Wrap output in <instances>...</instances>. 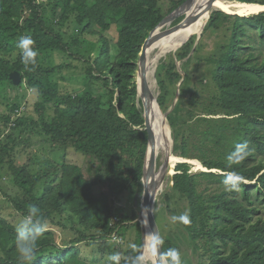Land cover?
<instances>
[{
	"label": "trees",
	"instance_id": "1",
	"mask_svg": "<svg viewBox=\"0 0 264 264\" xmlns=\"http://www.w3.org/2000/svg\"><path fill=\"white\" fill-rule=\"evenodd\" d=\"M185 1L177 0L172 9L164 12L160 0H56L55 10L62 13L60 24L74 15L75 29L99 34L98 55L87 59L86 89L82 93H63L60 79L56 78L62 66L42 65L41 55L49 51L70 52L74 45L65 42L47 24L42 16L45 6L38 0H0V83L14 84L10 74L20 72V86L25 82L26 89L38 92L40 97L36 112L41 121L31 122L59 149L94 155L110 187V192L96 194V182L74 163L58 165L46 159L38 169L29 161L20 165L11 154L15 152L14 144H1L0 166L8 164L13 184L19 190V197L8 196L17 212L25 217L27 206L36 205L45 223L65 215L80 232L71 246L64 247L47 230L37 241L33 264H96L81 255L78 243L111 237L122 246L125 241L112 235L123 236L125 229L141 226L139 221L135 222V212L129 217L126 211L121 212V204L116 210L112 203L115 194L127 189L135 194L143 184L148 129L144 110L136 102L138 84L134 79L149 34ZM237 1L264 5V0ZM231 20L227 51L208 60L214 64L213 76L220 92L215 98L220 107L217 110L225 116L207 117L222 112L205 106L200 114L206 115H197L195 119L194 125L197 122L200 128L193 129L198 135L196 142L191 144L185 131L175 139L178 156L197 159L207 170L193 171L189 162H178L172 176L173 193H167L165 201L173 216L187 215L189 222H179L181 231L176 238L195 255L202 251L207 257L205 264H264V11L243 16L217 9L205 28L221 29ZM113 24L118 33L114 43L105 34ZM254 30L261 41L259 53L255 50ZM23 35H30L34 41L38 53L34 67L26 68L21 62L16 44ZM194 35L175 53L181 60L189 57L190 62L198 55L199 44L194 46ZM247 49L254 50L248 58ZM168 70L172 84L184 77L174 60ZM187 79L185 75L183 82ZM161 83L166 86V81ZM103 88L107 89L104 96ZM22 96L12 104L11 112L0 114L2 124L14 122L9 140H14V131L22 132L20 129L30 121L25 115L12 118L22 104ZM159 101L165 110L167 105L162 98ZM52 109L53 115L46 119ZM168 119L172 124L170 115ZM244 142L248 145L246 156L240 164L229 166L228 154L237 143ZM229 172L243 177L238 191L225 188L223 181ZM16 226L0 216V264H23L16 249ZM141 229L140 247L128 252V259L120 256L121 264H127L134 252L141 251ZM165 241L163 250L167 251L172 245L170 240Z\"/></svg>",
	"mask_w": 264,
	"mask_h": 264
},
{
	"label": "rangeland",
	"instance_id": "2",
	"mask_svg": "<svg viewBox=\"0 0 264 264\" xmlns=\"http://www.w3.org/2000/svg\"><path fill=\"white\" fill-rule=\"evenodd\" d=\"M55 1L56 0H38L39 3L44 4L45 6V13H42V16L49 26H52L59 34L62 35L65 42L72 43L74 46L70 49V52H43L41 55V64L49 67H55L58 65L62 66L57 70L56 78L58 77L60 79V88L63 93H82L86 89L87 83L89 82L88 75L86 74L87 59L98 55L97 39L99 34H91L89 32L85 33L82 32V30H78V28L75 29L74 15H71V18L64 24H60V14L62 13L59 10H55ZM176 1L177 0H160L161 9L164 12H168L174 7ZM214 11H216V9L212 10L210 17ZM185 18V13L179 15L172 22H169V26L162 29V32L175 28V26H178ZM232 22L233 21L231 20L221 29L204 28L201 36L199 38L196 36L194 39V46L199 44V52L194 60L187 62L189 57L183 60H181L180 57H177L175 53H179L181 50L180 48L182 47L181 46L179 48L180 50L178 49L179 51L173 50L172 52H168L164 55L156 68L153 69L154 71H152L150 78L153 82V91L156 96L155 101L157 100L156 103H158L157 105L160 106L162 111L164 109L161 107L159 100L162 98L163 103L167 105V108L163 112L167 113V121L171 126L173 138L172 153L175 155H178L174 150L175 139L176 137H180L184 134V131L185 135L189 137L191 144L198 139V135L193 130L198 127V123L196 122L195 125L194 123L197 115H206L200 114L201 112H204L205 106H211L213 110L216 111H218L217 108H220L215 99L220 92L213 76L214 64L210 63L208 60L221 54L223 51H227L226 48L232 35ZM96 30H98V28ZM253 32H255L254 34L257 36V45L255 50L259 53L262 49L259 44V42L261 43L260 37L256 30ZM105 34L114 43L118 38L115 24H113L112 28ZM245 40H248V38H245ZM188 41L189 40H187V42ZM251 51L254 50L247 49L245 53L247 58L249 57L248 54ZM115 54L116 52L114 50L112 56L114 57ZM259 58H261V55ZM173 60L177 64V70H179L184 77L185 75L188 76L185 83L183 82L184 77H182L178 84H172L168 81V72H170L168 68ZM134 80H139L138 72ZM161 81H166L165 87L161 86ZM106 91L107 89L105 88L101 90L103 96ZM21 96L23 98L22 104L16 108L12 114V118L16 119L21 115H25L30 121H28L27 124L20 129L22 132L14 131V140L7 139V136L13 131L12 125H14V122L9 124H2L0 122V145L6 142L9 146L14 144L15 152L11 154L15 157V161L20 165L29 161L31 162V166L35 169H38V167H40L46 159H50L58 165L65 162L78 164L82 167L84 175L96 182V194L110 192V187L105 179L104 172H102L103 167L94 155L84 154L72 149H59L53 144L47 135L43 134L41 129L36 126V124L31 122V119H35L38 122L41 121L39 114L36 112V103L40 101V97L38 92L35 93V91L30 88L26 89L25 82H23L22 86L9 82L0 83V114H8V112H11L12 104L19 101ZM136 102L138 106L140 108L142 107L144 110V103L139 94ZM53 112L54 109L48 110L45 118L48 119L51 117ZM168 115L172 117V124L168 119ZM206 116L222 117L225 115L222 112L218 115ZM190 127L193 128L191 129ZM198 129L200 128L198 127ZM3 140L6 141L3 142ZM190 147H192V145ZM165 159V155L157 158L155 169H157L158 172L162 169ZM178 162L175 163L172 168L170 167L168 169L164 180L161 182L160 188L153 199V210L157 216L156 221L159 226L160 236L163 238L164 243L166 242L165 240H170L172 245L171 248H176L180 251L183 264H205L204 261L207 260V257L202 251H197L195 255L191 248H187V244L185 242L180 240L178 241L176 238V234L181 231V226L178 221H173L172 217L174 216L167 205V201H165V195L167 193H173L172 176L176 172L175 167ZM190 164L193 171L207 170L206 168H201V166L197 163ZM10 195L12 197H19V190L13 184L12 174L9 171L8 164H5L0 166V216L5 217L10 222L18 225L24 217L17 212L14 205L9 201L8 196L11 197ZM143 195L144 182L142 184V189L135 194L132 193L130 189H127L126 191L119 194L117 193L112 197L114 208L116 210L120 209H117V206L121 204L122 208L120 210H123L121 212H127L129 217H131L132 212H135L138 215L135 222L139 221L141 226L139 227V225H134L129 229H125L122 234L123 236L118 235L117 233L113 234V236H116L119 241H125L122 246L121 244L117 245L114 239L110 237H99L98 240L92 239L78 243L77 246L84 258L89 259L96 264H105L106 261L109 260V257L114 253H118L123 258L128 259V252L132 251L135 246L140 247L141 241L138 236H140L139 232L142 228V224L139 215L142 209ZM50 220L46 223L47 230H51L55 234L56 242L59 245H64V247L67 245L71 246L70 244L73 242V239H76L75 237L80 235V232L76 231L75 228L72 227V224L65 218V215H59L53 220Z\"/></svg>",
	"mask_w": 264,
	"mask_h": 264
},
{
	"label": "bare ground",
	"instance_id": "3",
	"mask_svg": "<svg viewBox=\"0 0 264 264\" xmlns=\"http://www.w3.org/2000/svg\"><path fill=\"white\" fill-rule=\"evenodd\" d=\"M207 1L208 0H192L189 8H187V10H185L184 12L186 14V18L183 19L182 21V24L184 23L187 24L175 27L173 29H169L166 32H162V29L169 26L170 23L167 22L163 26H161L156 32V38L153 41L149 52V56L147 59L146 80L149 90V101H148L150 108L149 115H151L153 129L155 131V149H154L155 168H156L157 158L162 155H165L167 157V155L171 153L170 155L171 168L175 165V163H177L178 161L186 160V158H183L181 156L172 153L173 138L171 133V126L168 123L167 118L164 116L161 108L159 107V105H157L155 101L156 96L153 91V85H152L153 82L150 78L152 71H154L153 69L156 68V66L158 65V63L160 62V60L164 55H166L168 52H172L173 50H178L181 46L183 47L184 44L187 42L188 38H190L192 35L195 34L199 38L207 24V21L210 17L212 10L220 9L228 13H233L243 16L252 15L264 11V5L259 3H247L236 0L235 1L216 0L212 5L206 6ZM193 18H196V20L193 23H191V20ZM139 81H141L140 78ZM190 161H192L193 163H197L199 166H201V168H205L202 165V163L196 159H191ZM157 176H159V174H157ZM145 217L147 218L146 211H145ZM151 233H153V231L150 229L147 223V238H146L147 242L143 250L145 254H148L149 252L152 251ZM150 264H157V261L155 260L154 256L151 257Z\"/></svg>",
	"mask_w": 264,
	"mask_h": 264
},
{
	"label": "clouds",
	"instance_id": "4",
	"mask_svg": "<svg viewBox=\"0 0 264 264\" xmlns=\"http://www.w3.org/2000/svg\"><path fill=\"white\" fill-rule=\"evenodd\" d=\"M33 45L34 41L30 35L21 36L16 44V47L20 50L21 62L26 68L34 67L37 63L38 53ZM247 150L248 145L246 142L237 143L234 150L227 156L229 166L240 164L246 156ZM186 160L191 159L186 158ZM242 182L243 177L236 172L227 173L223 181L227 191H238ZM27 208V215L16 226V249L23 264H33L36 259L37 241L47 231V227L38 206L28 205ZM172 219L183 224L189 222L186 214L174 216ZM151 235L152 251L148 254H145L143 250L134 252L129 257L127 264H150V259L153 256L157 264H183L181 253L178 249L168 248L167 251H164V240L159 233L153 232ZM109 264H121L120 255L118 253L112 254L109 257Z\"/></svg>",
	"mask_w": 264,
	"mask_h": 264
},
{
	"label": "water",
	"instance_id": "5",
	"mask_svg": "<svg viewBox=\"0 0 264 264\" xmlns=\"http://www.w3.org/2000/svg\"><path fill=\"white\" fill-rule=\"evenodd\" d=\"M216 0H208L206 3V6L212 5ZM192 0H186L181 6H179L175 11L168 14L149 34L148 38L145 41V44L142 48V51L140 53L139 58V70H138V76L141 79V81L137 80L138 83V94L140 98H142L144 103V116H145V123L147 125L148 129V144H147V150L145 155V162L143 167V182H144V195L142 200V209L140 212V220L142 224V233H143V244H142V250H144V247L146 245V238H147V223L150 227V229L153 232L159 233V226L155 218V213L153 210V199L156 196L161 182L164 180L168 169L170 167V154L167 155L165 162L162 166V169L159 172H156V169L154 167V149H155V131L153 129V123L151 115H149L150 108H149V90L147 86V80H146V74H147V59L149 56V52L152 46L153 41L156 38V32L158 29L163 26L167 22H172L175 18H177L179 15L184 14L185 10L189 8L191 5ZM224 11V10H222ZM225 12V11H224ZM228 13V12H226ZM233 14V13H229ZM196 20V18H193L191 20V23H193ZM187 23L182 24V22L178 25H185ZM175 26V27H178ZM10 77L14 84L20 85L22 82V75L18 71H13L10 74ZM157 101V100H156ZM158 104V103H157ZM160 107V106H159ZM162 110V109H161ZM163 112V111H162ZM164 116L167 118V113H164ZM189 163H193L190 160H185ZM159 174V176H157ZM145 211L147 218L145 217Z\"/></svg>",
	"mask_w": 264,
	"mask_h": 264
},
{
	"label": "built area",
	"instance_id": "6",
	"mask_svg": "<svg viewBox=\"0 0 264 264\" xmlns=\"http://www.w3.org/2000/svg\"><path fill=\"white\" fill-rule=\"evenodd\" d=\"M116 238V236H114Z\"/></svg>",
	"mask_w": 264,
	"mask_h": 264
}]
</instances>
